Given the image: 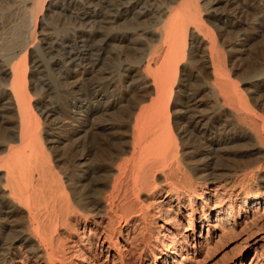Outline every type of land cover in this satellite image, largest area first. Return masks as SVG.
Here are the masks:
<instances>
[{"label":"bare ground","instance_id":"1","mask_svg":"<svg viewBox=\"0 0 264 264\" xmlns=\"http://www.w3.org/2000/svg\"><path fill=\"white\" fill-rule=\"evenodd\" d=\"M12 10L0 264H95L96 239L112 264H199L264 220V68L236 64L264 45V0H0Z\"/></svg>","mask_w":264,"mask_h":264},{"label":"rangeland","instance_id":"2","mask_svg":"<svg viewBox=\"0 0 264 264\" xmlns=\"http://www.w3.org/2000/svg\"><path fill=\"white\" fill-rule=\"evenodd\" d=\"M18 14L19 12L17 13V11L12 10L10 12H6L5 14H3L2 18L0 16V19H3V20H0V22L1 21L4 22L6 31L12 29L13 28L12 26H15L16 23H18L19 21L17 19ZM2 42H3V36H0V43ZM247 54L248 55H244L242 59H239L238 56L236 57V64L239 68L241 67L242 69H247V68L262 69L264 68V60H262L264 59L263 58L264 57V45L251 48ZM45 74H46V78H48V80L50 81V84L53 85L56 91H59V93L57 92L58 93L57 100L62 102L63 98L65 97V94H63L64 91H63L61 82L59 81V79H57V76L54 73L52 72L50 73V71H48V72H45ZM115 118L116 120L117 119L119 120L120 119L119 114L115 116ZM224 162L225 161L223 162L221 161L219 163L218 161V166H221ZM250 186L253 187L254 184L253 185L251 184ZM187 220H188L187 217L186 219L184 218V222H186ZM254 221L255 223H251L250 226L245 231L239 230L240 234L237 236L235 235V232L234 233L232 232V235H230L229 237L227 236L226 238L218 239L219 236H217L216 238H214L212 243L208 245L209 249L211 250L210 255L208 256L207 254L208 249L205 248L204 253L199 258L200 260L199 264H240V260L242 259L240 258L241 255L246 256V260L243 261L244 264H249V262L252 261V259L257 254V252L264 251V242L255 244L254 239L250 237L251 233L253 231H256L258 228H263L264 230V220L263 218L261 219L258 218L257 220H254ZM125 235H126V230H124V233L121 234L119 238L120 242H123ZM94 242L95 243L93 245V253H95V257L92 255V260L95 262V264H112L113 255L108 254L107 251H101V247H102L101 242L97 241V239L94 240ZM205 254H207V256ZM107 255L109 257H107ZM20 259L21 257L15 258L14 261H17ZM28 260H26L23 264H34V260L32 259H28ZM16 264H22V263L18 262Z\"/></svg>","mask_w":264,"mask_h":264}]
</instances>
